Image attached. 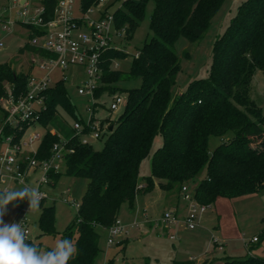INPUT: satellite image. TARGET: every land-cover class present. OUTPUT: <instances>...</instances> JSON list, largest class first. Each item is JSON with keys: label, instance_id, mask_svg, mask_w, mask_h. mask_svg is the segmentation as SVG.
Returning <instances> with one entry per match:
<instances>
[{"label": "trees", "instance_id": "obj_1", "mask_svg": "<svg viewBox=\"0 0 264 264\" xmlns=\"http://www.w3.org/2000/svg\"><path fill=\"white\" fill-rule=\"evenodd\" d=\"M96 1L83 0V5L87 7ZM223 1L155 0L150 16L152 36L144 42L138 55L133 56L126 77L123 72L111 69L113 59L126 53L114 48L103 53V73L95 98L104 93L114 94L117 87L112 84L127 77L139 78L140 85L126 90V104L116 119L101 121L100 127L105 121L113 125L99 137L105 136L101 149L82 144L78 136L67 139L66 147L71 151L63 154L65 173L88 180L77 213L62 237L73 241L78 249L69 264H96L100 252L98 228L111 226L118 219L121 204H132L139 191L149 192L156 185L166 192L181 191L183 185L195 182L204 168L206 175L193 191L201 204L210 205L218 197L233 198L264 189V113L249 95L255 71L260 70L264 76V0H244L238 5L213 43L208 76L190 81L182 93L172 96L179 70L174 43L180 36L188 41L198 40ZM42 2L44 16L51 17L57 0ZM146 2L124 0L113 12L115 26L123 28L127 38L139 26ZM24 50L39 56L49 55L30 44L20 49ZM29 75L30 70L17 72L8 63L1 64L0 99L8 95L6 84L11 86L14 98L25 93ZM44 94L45 107L37 113V122L47 127L59 106L73 114L61 80ZM1 111L0 103V114ZM83 131L88 132L89 128L84 126ZM22 133L18 132L16 139ZM228 133L232 136L209 151L211 136L223 137ZM158 134L162 136V144L151 156L150 174L140 181V163L149 154ZM58 141L59 136L47 129L31 156L48 157L51 146ZM59 175V172H50L49 184L54 186ZM140 184H143L141 189ZM42 202L39 236L54 234V206ZM29 242L40 248V243L30 238ZM169 264L197 262L189 258ZM221 264H264V258L226 257Z\"/></svg>", "mask_w": 264, "mask_h": 264}, {"label": "rangeland", "instance_id": "obj_2", "mask_svg": "<svg viewBox=\"0 0 264 264\" xmlns=\"http://www.w3.org/2000/svg\"><path fill=\"white\" fill-rule=\"evenodd\" d=\"M0 0V65L8 63L15 71H29L33 77L41 78L46 74V70L39 69V65L44 62L38 54L28 50L20 51L27 44L31 45L35 36L32 28L24 25V17L19 13L28 12L33 14V5L37 0ZM124 0H103L102 9L106 7L107 13H113L120 8ZM244 0H224L215 16L212 18L208 28L196 41H188L180 36L173 45V51L178 59L179 70L176 74V84L173 88L172 96L182 93L187 84L195 79L208 76L209 67L212 61V47L214 41L224 31L230 19L236 13L238 5ZM155 7V0H147L143 17L139 26L135 29L131 38H127L124 30L120 35H114L111 44L115 49H119L126 55L114 58L111 69L121 71L126 77L130 69L133 56L142 48L144 42L152 36L150 30V16ZM74 10L78 8V0H74ZM3 21L10 22L8 28H3ZM39 39V38H38ZM42 39H39L41 42ZM83 69L80 66H70L65 71L55 69L51 72L49 86L61 80L66 89L69 102L73 108V114L64 107H58V113L50 121L47 127L39 122L29 124L21 135V140L36 135L33 143L28 147H23L21 153L27 155L34 153L43 141L47 129L56 133L62 140H67L72 136V125L78 121L83 127L87 126L90 118H93L94 125L100 127L101 121L106 118L114 120L122 112L123 107L117 110L110 109L112 95L120 94L126 96V90L140 85L139 78L127 77L112 84L117 87L114 94L104 93L94 100L89 95L79 94L77 88L84 78ZM101 84V83H100ZM7 94L11 86L6 84ZM250 98L261 108L264 113V76L260 70H256L250 85ZM126 104V103H125ZM102 134H106L109 122H102ZM228 133L223 137L211 136L208 148L212 151L215 146L231 137ZM89 144L95 150L102 148L105 136L93 139L85 135ZM162 136L158 134L154 137L150 152L145 156L139 167V179L150 174V161L154 150L161 146ZM0 143V151L3 148ZM60 175L55 183L51 185L45 183L41 190L47 194L48 199L43 200L44 205L53 204V227L55 233L40 235L39 214L40 206L37 210L29 212V202L15 201L7 206L6 214L3 217L5 223L18 222L22 215L26 217L29 238L34 243H40V249L50 250L55 243L63 239L64 230L76 215L77 209L69 204L70 202L80 203L87 186V178L84 176H74L65 173V166L60 162ZM42 175L41 169L31 170L26 175V182H7L9 190H18L24 185H37V179ZM206 175L205 168L198 174L196 181L188 184V191L193 192L197 183ZM141 189V188H140ZM176 192L160 191L152 189L149 192L139 191L136 193L132 204L124 202L121 204L118 220L123 224L131 222L139 223V227L130 228L125 237H121L114 244L108 245V231L106 228H98L99 248L96 264H169L173 260H186L190 256L195 258L197 264H221L226 257H245L247 255L264 258V189L259 192L242 195L233 198L218 197L207 207L205 212L200 214L199 224L191 229L185 224L164 223L155 224L164 211L173 212L181 221L179 214L186 213L182 209L186 200L181 196L178 213L174 211V201ZM66 200L67 202H63ZM182 200V201H181ZM40 205V204H39ZM184 211V212H183ZM173 234L175 239H170ZM253 236H259V241L249 243L248 248L243 245V240L248 241ZM218 239L223 244V249L219 250L212 243V238ZM249 250V252H248ZM208 259V260H206Z\"/></svg>", "mask_w": 264, "mask_h": 264}, {"label": "built area", "instance_id": "obj_3", "mask_svg": "<svg viewBox=\"0 0 264 264\" xmlns=\"http://www.w3.org/2000/svg\"><path fill=\"white\" fill-rule=\"evenodd\" d=\"M44 0H37V4L33 5V14L28 15V12L22 11L20 16L24 17V24L29 25L38 34L37 38H33L31 45L39 47L49 55L41 56L43 61L39 65V69L46 70V74L41 78L33 77L30 73L27 80V90L16 98L8 93L6 98L0 99L1 114H0V143L4 146L0 151V190L8 189L7 182L15 181L20 183L26 182V175L29 171L40 168L42 175L37 179L39 190L43 184L49 183V173L58 172L60 162H63V154L71 151L66 147L67 140L59 138L50 149V155L43 159H36L34 153L23 155L21 150L23 147L30 146L36 138V135L28 137L22 141L21 136L16 139V135L20 131H24V126H28L33 122H37V113L45 107L44 92L53 87L49 86L50 74L55 69L65 71L70 66H80L83 69L84 78L80 82L77 92L86 94L94 100V92L101 83L103 73V53L114 48L111 44L114 35H120L123 28L115 26L113 13H107L106 7L102 9L101 2L97 0L95 3L85 7L83 0H78V8L74 10V0H57L51 17H45ZM3 28H8L10 22L3 21ZM42 39L39 42V39ZM1 46V43H0ZM115 49V48H114ZM138 52L136 53V56ZM60 81V80H59ZM110 103L111 110H117L119 107H124L126 96L120 94L112 95ZM89 131H83V126L75 121L72 125V136L80 137L82 144L89 143L85 135L90 138L98 139L102 134V128L96 127L93 124H87ZM64 163V162H63ZM143 187V184L138 186ZM182 197L186 200V213L180 221L173 212L165 211L155 220L156 225L164 223L179 224L182 222L187 227L193 229L199 224L200 214L205 212L209 205L199 203L193 195V192L188 191V187H181ZM48 199L45 193L40 200ZM63 202H67L63 200ZM69 204L78 209L79 204L70 202ZM24 221V222H23ZM23 222V227H27V220L24 215L17 223ZM139 227V223L131 222L128 224L121 223L118 219L109 227H107L108 238L107 244L112 245L116 240L125 237L129 233L130 228ZM264 233V228L262 229ZM118 237V239H115ZM170 239L174 240L173 234ZM258 240V236H253L248 241L243 240V245L248 248L249 243H254ZM212 243L219 250L223 249V244L219 243L218 239L212 238ZM192 259V258H190Z\"/></svg>", "mask_w": 264, "mask_h": 264}, {"label": "clouds", "instance_id": "obj_4", "mask_svg": "<svg viewBox=\"0 0 264 264\" xmlns=\"http://www.w3.org/2000/svg\"><path fill=\"white\" fill-rule=\"evenodd\" d=\"M45 193L38 186L24 185L18 190H0V264H69L78 253L70 239H60L50 250L29 242L23 222L5 223L7 206L15 201L29 202V212L38 209Z\"/></svg>", "mask_w": 264, "mask_h": 264}, {"label": "crops", "instance_id": "obj_5", "mask_svg": "<svg viewBox=\"0 0 264 264\" xmlns=\"http://www.w3.org/2000/svg\"><path fill=\"white\" fill-rule=\"evenodd\" d=\"M23 1V0H22ZM21 1V2H22ZM23 3H24V1H23ZM154 190L155 189H158V190H160V191H162L161 189H159L158 187H157V185L156 186H154V188H153ZM171 192H174V194H175V192H176V200L174 201V205H173V209H174V211L175 212H177L178 213V211H179V206H180V198H181V196H182V193H181V191L179 190V189H177V190H173V191H171ZM182 201V200H181ZM182 209L186 212V207H185V205H184V203H183V205H182ZM183 211V212H184ZM165 212V211H164ZM179 214V213H178ZM181 217L183 216V215H185V213L184 214H179ZM190 258H192V259H195L194 257H192V256H190Z\"/></svg>", "mask_w": 264, "mask_h": 264}, {"label": "water", "instance_id": "obj_6", "mask_svg": "<svg viewBox=\"0 0 264 264\" xmlns=\"http://www.w3.org/2000/svg\"><path fill=\"white\" fill-rule=\"evenodd\" d=\"M21 3H23V1H22ZM112 127H113V125H109V127H108L107 129H108V130H111Z\"/></svg>", "mask_w": 264, "mask_h": 264}]
</instances>
